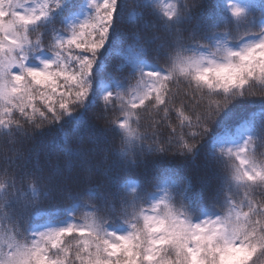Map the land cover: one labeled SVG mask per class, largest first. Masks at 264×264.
Here are the masks:
<instances>
[{"label":"snow or ice","instance_id":"obj_1","mask_svg":"<svg viewBox=\"0 0 264 264\" xmlns=\"http://www.w3.org/2000/svg\"><path fill=\"white\" fill-rule=\"evenodd\" d=\"M257 145L264 0H0V264H264Z\"/></svg>","mask_w":264,"mask_h":264},{"label":"trees","instance_id":"obj_2","mask_svg":"<svg viewBox=\"0 0 264 264\" xmlns=\"http://www.w3.org/2000/svg\"><path fill=\"white\" fill-rule=\"evenodd\" d=\"M171 2H174V0H154V9L158 13L162 12L165 4L171 3ZM225 142L235 143L236 141L235 140L221 141L217 146L219 147L220 144L225 143ZM118 143H119V141H117V145H118ZM262 150H264V148H262L260 145H257L256 151L259 153ZM219 177H220V180L222 183H226L227 178H228V169L225 167H221L219 170ZM157 179L159 180L158 187L164 188L166 186L167 182L172 179V177L167 176L166 174L162 173L157 177ZM123 187L128 191H131L135 188H138L139 187V178L138 177H132V176L128 177L126 180L123 181ZM234 191H235V189H234ZM52 211L58 212V214L61 216V218L68 215V207L66 205H62L59 209H53ZM74 214L77 217L86 218L87 216L92 214V210L90 208H88L86 205L81 203L78 206H75ZM63 222H64L63 219H60V220L46 219V220L38 222V227H45L48 225L63 223ZM121 230H123V229H121Z\"/></svg>","mask_w":264,"mask_h":264}]
</instances>
